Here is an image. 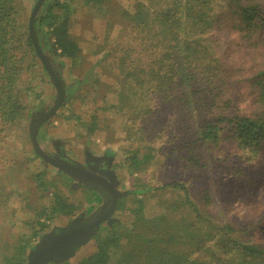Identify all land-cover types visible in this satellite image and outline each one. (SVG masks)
Here are the masks:
<instances>
[{"label":"rangeland","instance_id":"1","mask_svg":"<svg viewBox=\"0 0 264 264\" xmlns=\"http://www.w3.org/2000/svg\"><path fill=\"white\" fill-rule=\"evenodd\" d=\"M22 1L28 21L36 0ZM67 1L73 7L69 17L68 38L79 45L76 55L60 58L52 50L45 52L47 51L48 60L62 78L64 90L73 86L70 87L68 96L65 93L64 100L56 111L38 127L37 140L41 148L54 152L57 145L66 156L75 160L82 159L86 152L94 156L112 155V169L118 181L116 188L119 196L111 222L120 220V223L128 224L131 210L137 204L134 197L142 199V210L147 215L165 211V202L174 205L185 193L176 188H168L159 191L156 196H160L155 200L156 196L152 195V191L160 184L181 181L188 190L189 199L196 202L200 215L206 221L213 225L228 224L241 231L243 241L264 245V148L255 151L240 148L230 140L220 141L217 145L204 142L197 147L191 146L192 150L189 152H175L177 157L165 158L163 155L158 160H149L143 165H132L131 156L134 153L130 150L137 144L142 147L143 141L132 139L133 132L129 123L134 125L141 122L142 126L150 130L165 126L163 131L169 141L177 142L182 138L179 116H191L192 112L178 104L167 109L156 104L153 105V111L144 114L142 119L128 121L127 113L122 111L124 108L118 107L117 102L127 96L128 99L124 102L132 104L131 93L126 92L124 86L114 84L115 87H121L120 99L114 94V89L111 93V89L106 87L110 80L94 82L92 78L111 71V66L115 67L112 54L101 59L99 53L108 40L119 38L122 23L120 11L131 9L136 0H102L100 5L86 0ZM257 1L264 9V0ZM220 4L222 1L217 6L212 4L209 12L221 9ZM43 8L44 6L40 11ZM124 36L125 34L122 35L123 39ZM139 41L134 42L133 46L140 47ZM203 43L208 45L209 55L217 57L214 60L223 64L225 70L221 88L223 97L228 98L230 104L223 110L230 112L236 108L243 114L263 111L264 92L257 81H264L259 74V70L264 68V38L258 35L253 40H245L235 30L219 26L205 31ZM144 53L143 50L140 51L141 55ZM116 72L115 69L112 70V74ZM118 74L122 77L121 73H117V76ZM19 80L24 81V84L29 83L24 99L27 104L24 115L26 120L11 130L6 125L3 127L5 132L0 131V264H3L2 252L6 250L11 253L20 236H28L31 232L25 226L26 222L36 224L35 221L38 220L44 223L37 235L29 239V249L43 233L53 228L66 227L77 214L94 212L98 200L96 193L84 187H76L75 179L69 173L43 161L32 148L28 134L29 124L49 109L57 96L37 55ZM112 83L114 82L111 81L109 86L112 87ZM196 97L198 98L195 96L193 101L199 103ZM216 101L221 107L222 102L219 99ZM144 103L152 106L153 102L147 100ZM150 119H154L155 125L152 121L149 124ZM164 137L157 138L154 146L168 145ZM183 154L187 157L195 155L198 162H191L189 157L183 158ZM9 158L18 160V164L21 159L22 167L18 176L7 182ZM135 184L144 187L145 191L134 196L132 190ZM119 200L121 204L117 208ZM40 210L44 213L39 218L37 212ZM182 212L183 210H178V214ZM198 216L192 217V212L188 211L189 220ZM106 225L103 222L71 256L57 264H75L93 247L96 237ZM207 229L208 226L202 228ZM227 257L231 258L230 264L236 263L240 258L236 252L229 253Z\"/></svg>","mask_w":264,"mask_h":264},{"label":"trees","instance_id":"2","mask_svg":"<svg viewBox=\"0 0 264 264\" xmlns=\"http://www.w3.org/2000/svg\"><path fill=\"white\" fill-rule=\"evenodd\" d=\"M86 1L102 4V0ZM221 1V9L210 13L209 7L217 6ZM43 6L34 19L40 47L44 51L52 50L60 58L75 56L79 45L68 38L71 3L45 0ZM121 10L119 38L108 40L99 53L101 59L113 55L115 67H111L117 72H102L92 80H110L106 87L111 93L114 89L120 99L122 86L131 93L132 104L125 103L128 98L123 95L124 99L117 102L127 113L128 121L142 119L156 104L164 109L178 104L192 112L191 116H179L182 138L177 142L169 141L163 131L165 126L150 130L141 122L129 123L132 139L143 141L142 147L137 144L130 150L134 153L132 165H143L163 155L165 158L177 157L178 152H189L191 146L197 147L204 142L217 145L220 141L230 140L240 148L253 151L264 148V110L255 114H243L236 108L230 112L223 110L230 104V100L223 97L221 88L225 70L223 64L214 60L217 57L209 55L208 45L203 43L205 31L219 26L235 30L245 40H253L258 35L264 38V9L259 1L136 0L131 9ZM124 34L125 39L122 38ZM136 41L140 47L133 46ZM142 50L145 53L141 55ZM32 59H36V55L23 1L0 0V131H4L6 125L11 130L25 119L27 104L24 99L29 83L24 84L19 79L30 68ZM259 74L264 78V68ZM111 81L114 82L112 87L109 86ZM116 83L121 87H115ZM257 84L264 92V81L258 80ZM72 86L66 88L67 96ZM195 96L199 103L193 101ZM216 99L222 102L221 107ZM147 100L153 102L152 106L144 103ZM153 120L150 119L149 124L152 121L155 125ZM154 132L157 133L148 136ZM163 135L169 144L155 147V140L162 139ZM182 157L187 159L189 156L183 154ZM189 159L198 162L195 155ZM8 160L7 182L18 176L22 167L21 159L19 164L18 160ZM168 188L183 191L184 197L174 205L165 202V211L150 215L143 212L142 199L134 197L137 204L131 210L128 224L120 223V220L107 223L93 247L75 264H230L231 258L227 255L231 252L240 257L234 264H264V245L243 241L241 231L228 224L213 225L206 221L196 202L189 199L188 190L181 181L160 184L152 195ZM144 191L145 188L138 184L132 190L134 196ZM120 204L119 200L117 208ZM180 209L182 214H178ZM189 210L192 217L199 216L189 220ZM37 213L40 218L44 211ZM35 223L26 222L25 226L31 229L28 236L21 235L11 253L2 252L3 264H26L29 239L44 227L43 222L36 220ZM204 226L209 229L202 230Z\"/></svg>","mask_w":264,"mask_h":264},{"label":"water","instance_id":"3","mask_svg":"<svg viewBox=\"0 0 264 264\" xmlns=\"http://www.w3.org/2000/svg\"><path fill=\"white\" fill-rule=\"evenodd\" d=\"M44 1L45 0H36L34 2L28 16L27 27L34 51L43 68L48 73L56 89L57 96L50 108L47 109L44 113L39 114L38 117L29 124L28 134L33 150L41 159L51 162L53 166L62 169L64 172L79 173V170L83 172L81 168L72 164L51 159L46 153L42 151V148L37 140L38 127L56 111L65 97L64 82L57 71H55V69L53 68V64L48 60L46 52L40 47L34 31V19L40 9L43 7ZM116 196L117 194L112 193L108 208L101 214H98L94 218H87L85 221H82L77 225H72L74 223L73 222L71 226H69V228L63 230L62 232L48 240L47 245L43 248L40 247L41 244L35 246L33 251H31V258H28L26 264H41L43 259L47 258V263L49 264L50 261H56L57 259L61 260L65 257H68L74 251L75 246L80 245L84 243L85 240H87V235L90 234V231L93 227L97 226L104 220L111 219L110 216L115 209ZM66 245L67 248L65 250H62V247ZM54 252L57 253V258L48 256L50 253Z\"/></svg>","mask_w":264,"mask_h":264},{"label":"flooded vegetation","instance_id":"4","mask_svg":"<svg viewBox=\"0 0 264 264\" xmlns=\"http://www.w3.org/2000/svg\"><path fill=\"white\" fill-rule=\"evenodd\" d=\"M55 68H56V66H55ZM65 92H66V90H65ZM39 145H41V144L39 143ZM42 151L44 153H46L53 160H56V161L58 160L61 162L72 164V165L77 166L83 170V172L81 170H79V173H76V172H66V173H69L70 176H72L75 179L74 184L76 187H84V188L90 189L93 193L97 194L98 200H97V203H95L96 204L95 209L96 208L97 209L90 214H82V213L77 214L76 216H74V218H72V220H70L68 222L66 227L53 228L50 231L43 233L41 236H39L37 242L34 245H32V247H30L28 249L27 255H26L27 256L26 262L28 261V258H31L30 254H31V251H33V249L35 248V246L41 244L40 247L43 248L47 245L48 240H50L52 237L59 234L63 230L69 228V226H71V224L73 222L74 223L72 225H74V224L77 225L80 222L85 221L87 218H94L98 214H101L102 212H104V210H106L108 208L112 193L117 194L116 201H117L118 196H119V193H118L117 188H116L118 181L116 179V174H115L114 170L112 169L113 161H112V155L111 154L94 156V155L90 154L89 152L88 153L86 152L84 154V156L82 157V159H79V160L76 159L75 160L74 158H69L68 156H66L62 152V150L59 149V147H57V145H56V147H54V152H51L45 148H42ZM45 162L48 164H51V162H49V161H45ZM58 169H60V168H58ZM98 207H100V208H98ZM110 217H111V219L104 220L101 223H99L97 226L93 227L90 231V234H88L87 237L94 234L96 229L103 222H106V223L111 222L112 216H110ZM78 246L79 245L75 246L74 250ZM66 248H67V245L63 246L62 250H65ZM73 252L69 256H71L73 254ZM56 255H57V253L54 252V253H50L48 256L57 258ZM68 257H65L61 260L57 259L56 261H50L49 264H57V263L65 260V259H67ZM47 262H48V258L43 259L41 264H48Z\"/></svg>","mask_w":264,"mask_h":264}]
</instances>
